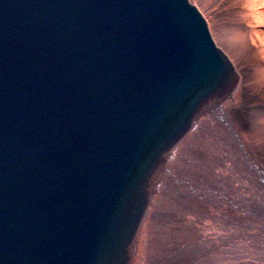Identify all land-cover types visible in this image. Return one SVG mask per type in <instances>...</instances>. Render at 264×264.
<instances>
[{"label":"water","instance_id":"1","mask_svg":"<svg viewBox=\"0 0 264 264\" xmlns=\"http://www.w3.org/2000/svg\"><path fill=\"white\" fill-rule=\"evenodd\" d=\"M234 87L191 0H0V264H127L169 155Z\"/></svg>","mask_w":264,"mask_h":264},{"label":"bare ground","instance_id":"2","mask_svg":"<svg viewBox=\"0 0 264 264\" xmlns=\"http://www.w3.org/2000/svg\"><path fill=\"white\" fill-rule=\"evenodd\" d=\"M191 2L219 56L235 68V87L192 121L169 155L150 190L127 264H155L179 256L193 264H264V110L251 131L233 118L245 87L241 67L218 44L196 0ZM225 2L232 14L220 19L221 31L234 56L243 58L242 66L253 68L250 84L264 107V0L206 3L218 10ZM251 215L258 224H249Z\"/></svg>","mask_w":264,"mask_h":264},{"label":"rangeland","instance_id":"3","mask_svg":"<svg viewBox=\"0 0 264 264\" xmlns=\"http://www.w3.org/2000/svg\"><path fill=\"white\" fill-rule=\"evenodd\" d=\"M207 0H196L197 6H199L202 11L205 13L206 17L209 19L212 31L214 36L218 42V44L223 47L226 52H228L234 59L236 60L239 67H241V74L243 78V82L245 84L243 93H242V101L240 108H235L232 111L233 118L239 122V125L244 128L245 130L251 131L252 130V123L256 119L258 112L264 110V107L261 105V100L259 95H255L253 93L252 83L255 75L254 70L251 66H242L243 58L240 56L235 55V49L230 46V43L227 41L226 37L223 35L221 31V18L230 17L232 14V10L228 8V2L224 3L218 10H214L211 5H207ZM250 84V85H249ZM183 173V172H182ZM184 175V173L182 174ZM233 215L239 216V212L230 209ZM174 216L169 213L166 216ZM259 216V215H258ZM256 218V217H255ZM254 216H250L249 224L254 222L258 224L259 220H256ZM262 218V217H260ZM263 220V218H262ZM189 257L179 256L174 260H164L163 262H155V264H193V260H189ZM154 264V262H153Z\"/></svg>","mask_w":264,"mask_h":264}]
</instances>
